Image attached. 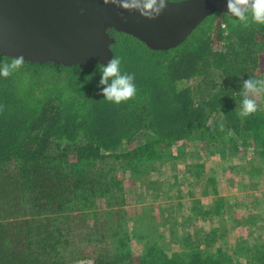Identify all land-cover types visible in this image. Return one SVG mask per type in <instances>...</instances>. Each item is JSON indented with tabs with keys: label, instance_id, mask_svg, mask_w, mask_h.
Listing matches in <instances>:
<instances>
[{
	"label": "trees",
	"instance_id": "1",
	"mask_svg": "<svg viewBox=\"0 0 264 264\" xmlns=\"http://www.w3.org/2000/svg\"><path fill=\"white\" fill-rule=\"evenodd\" d=\"M109 34L121 71L135 74L137 94L126 102L102 95L100 63L24 61L0 76V264H264V210L258 216L245 206L239 216L215 177L204 188L212 204L196 199L181 221L214 224L180 233L182 203L161 206L160 223L155 215H130L118 175L173 163L186 142L231 156L253 148L249 174L260 173L264 106L257 99L259 110L247 117L237 108L243 81L262 78L264 24L245 27L216 13L179 46L158 51L114 29ZM11 59L0 55V63ZM188 169L204 183L203 163ZM150 184L158 193L164 183ZM243 226L249 232L233 245H218Z\"/></svg>",
	"mask_w": 264,
	"mask_h": 264
},
{
	"label": "water",
	"instance_id": "2",
	"mask_svg": "<svg viewBox=\"0 0 264 264\" xmlns=\"http://www.w3.org/2000/svg\"><path fill=\"white\" fill-rule=\"evenodd\" d=\"M216 13H228L227 0H168L156 19L103 0H0V55L65 66L107 65L114 57L110 29L152 50H169Z\"/></svg>",
	"mask_w": 264,
	"mask_h": 264
},
{
	"label": "rangeland",
	"instance_id": "3",
	"mask_svg": "<svg viewBox=\"0 0 264 264\" xmlns=\"http://www.w3.org/2000/svg\"><path fill=\"white\" fill-rule=\"evenodd\" d=\"M264 67L260 69L261 77L264 78ZM262 94L256 99L262 102ZM176 145L174 148L179 147ZM198 143L186 142L183 146L184 153L173 163L160 161L146 169V175L138 174L137 170L129 169L124 175L120 172L118 175L123 179L126 188L127 211L130 215L151 214L162 221L161 206L167 207L169 204L182 203L184 206L177 211L179 217V230L182 233L186 228L190 230L198 229L208 230L214 223L211 220L200 218L192 222L190 226H183V216L189 213V208L196 199L202 201L204 205H211L214 195L204 193L206 180L208 177L216 178L217 190L220 196L227 199L228 203L233 205L235 212L239 216L247 213L248 208H252L254 214H260L264 210V160L260 164L261 171L256 175H250L248 162L253 158V148L245 149L242 147V154L231 156L226 149L211 150ZM244 152V153H243ZM246 155V156H245ZM203 163L205 165V174L202 175V182L198 184L193 171L188 168L191 165ZM174 177H178L177 182H172ZM160 181L164 184L157 193L151 181ZM210 187V186H209ZM192 190V191H191ZM190 191L194 196L190 197ZM160 193V194H159ZM155 194L158 196L156 197ZM180 197V198H178ZM254 204H251L252 202ZM99 208L105 206L103 200L98 203ZM189 227V228H188ZM163 230V229H162ZM249 232L248 226L233 230L222 238L219 244L233 245L240 235H246ZM175 245L177 241L173 240Z\"/></svg>",
	"mask_w": 264,
	"mask_h": 264
},
{
	"label": "clouds",
	"instance_id": "4",
	"mask_svg": "<svg viewBox=\"0 0 264 264\" xmlns=\"http://www.w3.org/2000/svg\"><path fill=\"white\" fill-rule=\"evenodd\" d=\"M105 5H113L127 12H139L146 19H156L168 6V0H103ZM228 14L235 16L244 26L249 23L264 24V0H227ZM24 58L13 57L11 62L0 63V76L8 77L22 67ZM122 61L111 59L105 66L99 65L102 95L107 101L120 104L133 99L137 94L135 74L121 71ZM110 81V83H109ZM264 93V78L250 77L243 81L238 93L242 101L237 108L241 117H247L259 110L256 97ZM2 110V109H0Z\"/></svg>",
	"mask_w": 264,
	"mask_h": 264
}]
</instances>
